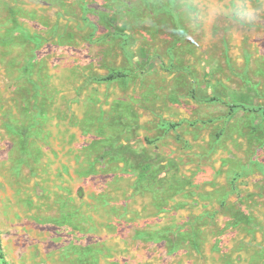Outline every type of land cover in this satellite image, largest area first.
<instances>
[{
  "label": "rangeland",
  "instance_id": "rangeland-1",
  "mask_svg": "<svg viewBox=\"0 0 264 264\" xmlns=\"http://www.w3.org/2000/svg\"><path fill=\"white\" fill-rule=\"evenodd\" d=\"M6 263L264 264V0H0Z\"/></svg>",
  "mask_w": 264,
  "mask_h": 264
},
{
  "label": "trees",
  "instance_id": "trees-1",
  "mask_svg": "<svg viewBox=\"0 0 264 264\" xmlns=\"http://www.w3.org/2000/svg\"><path fill=\"white\" fill-rule=\"evenodd\" d=\"M128 76V74L125 71L122 70H116V71H112L111 73H109L105 79L107 80H114V79H119V78H123ZM218 98H212L211 100H217ZM238 105H231L230 107V112L229 114L232 115L234 113V108H236ZM180 123L175 124L174 126L178 125ZM152 167V163L146 162L144 164L141 165V171H140V176L141 178H146L148 172L151 170ZM5 262V261H4ZM7 264V263H6Z\"/></svg>",
  "mask_w": 264,
  "mask_h": 264
}]
</instances>
